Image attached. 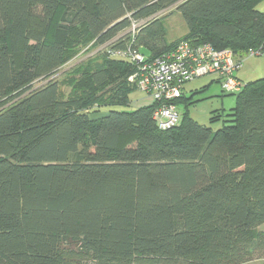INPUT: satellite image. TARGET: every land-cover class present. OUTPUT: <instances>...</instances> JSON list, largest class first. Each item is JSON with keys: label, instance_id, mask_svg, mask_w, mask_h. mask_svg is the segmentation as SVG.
Instances as JSON below:
<instances>
[{"label": "trees", "instance_id": "1", "mask_svg": "<svg viewBox=\"0 0 264 264\" xmlns=\"http://www.w3.org/2000/svg\"><path fill=\"white\" fill-rule=\"evenodd\" d=\"M262 1L0 0V264L263 254L264 77L211 112L215 132L189 117L183 94L179 123L161 131L154 102L128 109L135 66L113 56L132 47L152 60L181 40L260 54ZM173 5L182 38L167 41L161 17L132 36V23ZM82 50L96 53L63 70Z\"/></svg>", "mask_w": 264, "mask_h": 264}, {"label": "built area", "instance_id": "2", "mask_svg": "<svg viewBox=\"0 0 264 264\" xmlns=\"http://www.w3.org/2000/svg\"><path fill=\"white\" fill-rule=\"evenodd\" d=\"M140 23H132L130 32L135 35ZM249 50L243 57H237L229 49H215L208 43H194L181 40L169 52L147 60L132 47L115 49L113 56L124 59L135 66L128 82L156 104L152 119L161 131L176 126L180 112L175 100L182 96L184 85L194 79L215 77L222 92L238 94L244 84L236 77L242 65V58L256 55Z\"/></svg>", "mask_w": 264, "mask_h": 264}, {"label": "rangeland", "instance_id": "3", "mask_svg": "<svg viewBox=\"0 0 264 264\" xmlns=\"http://www.w3.org/2000/svg\"><path fill=\"white\" fill-rule=\"evenodd\" d=\"M257 9L264 12V0L257 6ZM163 18L161 20V26L163 28L165 38L167 41L176 40L182 38L187 32L186 24L182 16L176 11L175 5L158 12L156 15L142 20L140 26L151 21L155 18ZM160 44V43H159ZM140 46V45H139ZM96 50H82L74 59L64 67L63 70L69 69L73 65L80 63L86 60L90 56H94ZM257 53V52H256ZM61 70V72H63ZM239 80L244 84L248 81L259 79L264 77V49L259 54L256 55H247L242 58V65L236 73ZM215 80V77L204 76L193 81H190L184 85L183 95L185 98L192 99L193 104L189 106L188 113L189 117L193 119L196 123L209 127L212 132H215L221 128L222 123L220 121L209 123L211 112L217 109H223L224 112H228L235 104V96L227 95L222 92V89L218 82L211 81ZM60 79V81H62ZM211 81V82H210ZM210 82V83H209ZM205 89L204 87L207 86ZM63 90H66V87H63ZM67 91V90H66ZM129 107L128 109H135L142 105H146L149 99L142 94L140 91L135 90L129 95ZM178 110L180 113L183 111V105H178ZM99 115L94 118H98ZM259 231H264V226L258 228ZM255 258L250 261H244L241 264H264V252L263 254H255Z\"/></svg>", "mask_w": 264, "mask_h": 264}, {"label": "crops", "instance_id": "4", "mask_svg": "<svg viewBox=\"0 0 264 264\" xmlns=\"http://www.w3.org/2000/svg\"><path fill=\"white\" fill-rule=\"evenodd\" d=\"M236 77L238 78V75H237V74H236ZM238 79H240V78H238ZM211 81H216V80H212V79H211ZM211 81H210V82H211ZM210 82H209V83H210ZM216 82H217V81H216ZM208 85H209V84H207V86H208Z\"/></svg>", "mask_w": 264, "mask_h": 264}]
</instances>
